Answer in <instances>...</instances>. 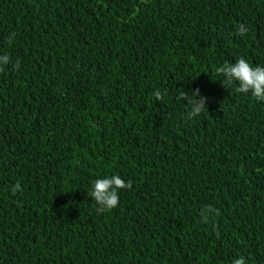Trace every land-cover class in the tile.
I'll list each match as a JSON object with an SVG mask.
<instances>
[{
  "label": "trees",
  "instance_id": "16d2710c",
  "mask_svg": "<svg viewBox=\"0 0 264 264\" xmlns=\"http://www.w3.org/2000/svg\"><path fill=\"white\" fill-rule=\"evenodd\" d=\"M5 53L0 264H264V101L215 71L264 66V0H0Z\"/></svg>",
  "mask_w": 264,
  "mask_h": 264
},
{
  "label": "clouds",
  "instance_id": "9594fccd",
  "mask_svg": "<svg viewBox=\"0 0 264 264\" xmlns=\"http://www.w3.org/2000/svg\"><path fill=\"white\" fill-rule=\"evenodd\" d=\"M249 29L245 24H240L237 29V34L244 36ZM14 35V34H13ZM9 44L12 41H8ZM11 63V57L8 54L0 55V72L5 71V66ZM17 66V65H16ZM18 67V66H17ZM216 73L224 77L222 84L225 87L238 83L235 91L243 94H251L257 101H264V66H253L245 58H239L235 63L226 62L223 66L216 68ZM156 99L160 101L165 100V96L161 95L160 91L155 92ZM179 98L188 101L189 118L200 116L205 110H208L206 105L207 97L200 95L199 89H195L189 95L188 92L179 94ZM20 184L17 183L12 189L13 193L20 189ZM132 182L125 181L120 175H113L107 178L96 179L92 182V190L88 193L89 196L94 198L98 205L97 212H111L117 208L120 203V190L131 189ZM207 211L214 212L219 215V210L208 206ZM207 223V217L205 218ZM219 236V232L217 233ZM233 264H246L244 257H239L233 261Z\"/></svg>",
  "mask_w": 264,
  "mask_h": 264
}]
</instances>
